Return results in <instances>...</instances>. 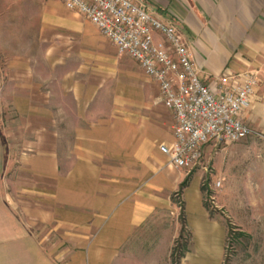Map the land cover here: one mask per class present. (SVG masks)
<instances>
[{
	"label": "crops",
	"instance_id": "0c3cea01",
	"mask_svg": "<svg viewBox=\"0 0 264 264\" xmlns=\"http://www.w3.org/2000/svg\"><path fill=\"white\" fill-rule=\"evenodd\" d=\"M136 1L179 24L207 84L228 71L261 70L245 116L264 139V0ZM96 29L61 0H0V264H162L146 259V243L169 253L181 231L174 195L185 180L187 227L221 264L227 229L205 207V173L178 169L161 152V143L174 140L173 115L131 58L156 85L157 99L85 127L77 107L70 120L59 107L60 125L75 127V149H57L53 105L37 100L36 63L58 58H39L37 39L66 44L69 35L85 40ZM11 111L15 123H7Z\"/></svg>",
	"mask_w": 264,
	"mask_h": 264
},
{
	"label": "rangeland",
	"instance_id": "374dc122",
	"mask_svg": "<svg viewBox=\"0 0 264 264\" xmlns=\"http://www.w3.org/2000/svg\"><path fill=\"white\" fill-rule=\"evenodd\" d=\"M90 32L85 40H74L69 35L66 44L54 40L41 44L37 39L38 57L47 53L58 58L52 62L37 61V100L53 105L55 144L61 153L75 149V127L65 125V120L60 125L59 107L65 108L68 120L76 113L71 109L77 107L85 127L89 119L102 123L122 117L125 109L131 110L138 101H155L159 94L156 85L128 56L119 55L97 29ZM90 108L94 109L92 116L87 113ZM61 118L66 119L65 112ZM17 119L19 115L11 111L7 123H15ZM210 149L197 168L205 173L202 190L211 219L227 229L221 264H264V139L253 136L225 148L210 146ZM218 182L220 186L216 185ZM174 198L182 227L185 217L182 197ZM189 230L192 233L187 228L182 236L180 231L169 253L148 239L149 251L144 256L146 259L155 256L162 264H182L190 249L185 264H216L213 249L204 248L201 238L194 233L193 244Z\"/></svg>",
	"mask_w": 264,
	"mask_h": 264
},
{
	"label": "built area",
	"instance_id": "2783aa9c",
	"mask_svg": "<svg viewBox=\"0 0 264 264\" xmlns=\"http://www.w3.org/2000/svg\"><path fill=\"white\" fill-rule=\"evenodd\" d=\"M61 1L91 21L119 55L135 61L159 86V100L173 115L174 137L159 148L172 166L191 172L202 164L207 145L225 148L256 134L245 115L261 83L260 69L228 71L211 86L202 80L178 23L136 0Z\"/></svg>",
	"mask_w": 264,
	"mask_h": 264
},
{
	"label": "trees",
	"instance_id": "16d2710c",
	"mask_svg": "<svg viewBox=\"0 0 264 264\" xmlns=\"http://www.w3.org/2000/svg\"><path fill=\"white\" fill-rule=\"evenodd\" d=\"M187 183H188V180H185V181L181 184V186H180V191H181L184 187H186ZM180 191H178L177 193L180 194ZM205 207H206L207 210L209 211V208L207 207L206 204H205ZM209 213H210V212H209ZM210 217H211V214H210ZM187 228H188V227H187L186 219H185V217H183L182 227H181V230H182V232H181V233H182L181 236L184 234V232H185V230H186ZM189 237H190V241L192 242V233H191L190 230H189ZM189 251H190V249L187 250V252H189ZM182 257H184V255H182ZM176 264H178V263H176Z\"/></svg>",
	"mask_w": 264,
	"mask_h": 264
}]
</instances>
